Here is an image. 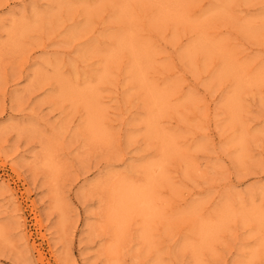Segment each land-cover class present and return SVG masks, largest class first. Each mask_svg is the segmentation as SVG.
<instances>
[{"label": "rangeland", "instance_id": "obj_1", "mask_svg": "<svg viewBox=\"0 0 264 264\" xmlns=\"http://www.w3.org/2000/svg\"><path fill=\"white\" fill-rule=\"evenodd\" d=\"M0 264H264V0H0Z\"/></svg>", "mask_w": 264, "mask_h": 264}, {"label": "bare ground", "instance_id": "obj_2", "mask_svg": "<svg viewBox=\"0 0 264 264\" xmlns=\"http://www.w3.org/2000/svg\"><path fill=\"white\" fill-rule=\"evenodd\" d=\"M156 100H158V98L156 97ZM161 168V167H160ZM159 173H160V171H159ZM135 190V189H134ZM132 192H134V191H132ZM129 194V193H128ZM127 194V195H128ZM136 196H137V194H135ZM128 196H130V195H128ZM135 196V197H136ZM140 196V195H139ZM134 197V196H133ZM128 198V197H127ZM131 200V199H130ZM140 200V199H139ZM146 203V202H145ZM133 204H134V202H133ZM136 204V203H135ZM210 229L211 228H209V227H207V228H205V231H204V234L206 233V234H208V233H211V231H210Z\"/></svg>", "mask_w": 264, "mask_h": 264}]
</instances>
